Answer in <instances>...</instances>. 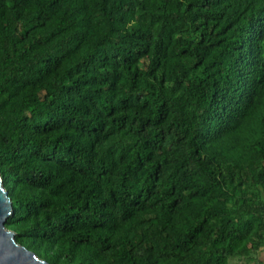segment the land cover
<instances>
[{
    "label": "trees",
    "instance_id": "1",
    "mask_svg": "<svg viewBox=\"0 0 264 264\" xmlns=\"http://www.w3.org/2000/svg\"><path fill=\"white\" fill-rule=\"evenodd\" d=\"M0 171L52 264L255 253L264 0H0Z\"/></svg>",
    "mask_w": 264,
    "mask_h": 264
},
{
    "label": "water",
    "instance_id": "2",
    "mask_svg": "<svg viewBox=\"0 0 264 264\" xmlns=\"http://www.w3.org/2000/svg\"><path fill=\"white\" fill-rule=\"evenodd\" d=\"M13 213V200L0 171V264H52L17 240L16 232L7 226Z\"/></svg>",
    "mask_w": 264,
    "mask_h": 264
},
{
    "label": "crops",
    "instance_id": "3",
    "mask_svg": "<svg viewBox=\"0 0 264 264\" xmlns=\"http://www.w3.org/2000/svg\"><path fill=\"white\" fill-rule=\"evenodd\" d=\"M252 255V256H255L257 257L260 261H263L264 262V246L259 249L258 251H256L255 253H248V254H239V255H234L237 259L239 258H244V260L248 263V264H252V260L249 258V256ZM235 258V259H236ZM243 260V259H241ZM243 263V264H246Z\"/></svg>",
    "mask_w": 264,
    "mask_h": 264
},
{
    "label": "rangeland",
    "instance_id": "4",
    "mask_svg": "<svg viewBox=\"0 0 264 264\" xmlns=\"http://www.w3.org/2000/svg\"><path fill=\"white\" fill-rule=\"evenodd\" d=\"M236 257L233 255V256H231V262H230V264H243V263H245L246 261L244 260V258H239V259H235ZM241 259H243V260H241ZM246 264H248L247 262H246Z\"/></svg>",
    "mask_w": 264,
    "mask_h": 264
},
{
    "label": "built area",
    "instance_id": "5",
    "mask_svg": "<svg viewBox=\"0 0 264 264\" xmlns=\"http://www.w3.org/2000/svg\"><path fill=\"white\" fill-rule=\"evenodd\" d=\"M249 258L252 260V264H264L263 261H260L257 257L250 255Z\"/></svg>",
    "mask_w": 264,
    "mask_h": 264
}]
</instances>
